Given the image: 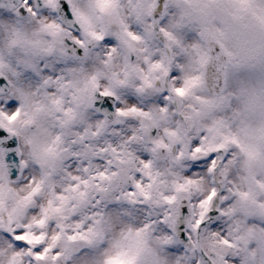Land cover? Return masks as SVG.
Here are the masks:
<instances>
[{
    "label": "snow or ice",
    "instance_id": "1",
    "mask_svg": "<svg viewBox=\"0 0 264 264\" xmlns=\"http://www.w3.org/2000/svg\"><path fill=\"white\" fill-rule=\"evenodd\" d=\"M0 264H264V0H0Z\"/></svg>",
    "mask_w": 264,
    "mask_h": 264
}]
</instances>
